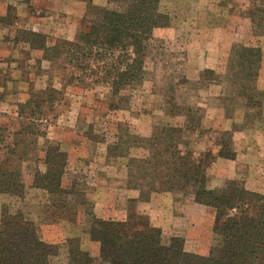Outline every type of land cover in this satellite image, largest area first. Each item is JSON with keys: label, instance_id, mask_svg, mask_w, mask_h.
Returning <instances> with one entry per match:
<instances>
[{"label": "rangeland", "instance_id": "rangeland-1", "mask_svg": "<svg viewBox=\"0 0 264 264\" xmlns=\"http://www.w3.org/2000/svg\"><path fill=\"white\" fill-rule=\"evenodd\" d=\"M109 1L0 0V128L16 152H0V165L25 160L30 184L54 142L68 154L66 182L82 192L61 203L29 187L15 210L41 241L74 242L94 264H102L96 221L134 213L165 242L180 237L186 252L208 256L215 210L195 202V177L175 174L176 185H166V176L190 170L205 175L209 190L233 183L264 195V0H161L165 24L153 32L144 81L117 99L105 85L70 80L28 35L48 46L73 41ZM29 100H45L32 106L41 114L31 122L20 116ZM23 130L30 134L17 135ZM65 258L62 249L55 263Z\"/></svg>", "mask_w": 264, "mask_h": 264}, {"label": "trees", "instance_id": "trees-1", "mask_svg": "<svg viewBox=\"0 0 264 264\" xmlns=\"http://www.w3.org/2000/svg\"><path fill=\"white\" fill-rule=\"evenodd\" d=\"M160 1L110 0L109 7L99 10L98 19L90 22L73 41L58 40L48 46L41 40L42 35L28 33L34 36L31 48L38 45L44 60L60 62L72 81L105 85L114 99L131 97L144 81L153 32L165 24V17L159 11ZM44 101L39 103L40 107ZM33 105L36 101L29 100L21 106L20 116L25 115L30 122L41 114ZM23 131L17 135L30 134ZM6 133L8 129L0 128V152L7 151L5 157L15 156L16 152L7 144ZM22 164L17 168L0 165V199L4 201L0 218V264H59L55 259L62 249H66L64 264H94L90 253L74 242L57 246L41 241L34 223L22 211L15 210L29 187L61 203L71 196L82 197L76 182H66L69 164L63 146L49 142L44 161L35 164L30 184L24 180ZM173 171V175L166 176V185H176L175 174L185 182L195 177V202L216 212L213 229L216 244L209 255L186 252L180 237L165 242L161 229L134 213L125 222L96 221L93 232L100 243L101 263L264 264V195L233 183L226 189L209 190L204 174L192 176L190 170H185L181 175L182 171L176 168ZM88 215L95 220L93 213Z\"/></svg>", "mask_w": 264, "mask_h": 264}, {"label": "crops", "instance_id": "crops-1", "mask_svg": "<svg viewBox=\"0 0 264 264\" xmlns=\"http://www.w3.org/2000/svg\"><path fill=\"white\" fill-rule=\"evenodd\" d=\"M120 176H122V175H120ZM122 199H123L122 196H120V200H119V201H122ZM1 201H2V200H1Z\"/></svg>", "mask_w": 264, "mask_h": 264}]
</instances>
